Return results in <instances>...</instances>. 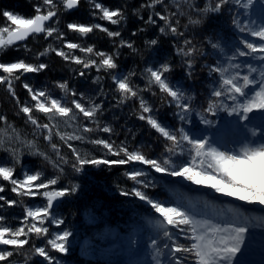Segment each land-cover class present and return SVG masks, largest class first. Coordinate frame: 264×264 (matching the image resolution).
Masks as SVG:
<instances>
[{
    "label": "snow or ice",
    "instance_id": "snow-or-ice-1",
    "mask_svg": "<svg viewBox=\"0 0 264 264\" xmlns=\"http://www.w3.org/2000/svg\"><path fill=\"white\" fill-rule=\"evenodd\" d=\"M64 10H72L79 6V0H59ZM254 0H208L203 6L199 7L196 0H184V4L177 2L176 11H170L168 0H146L140 5V9L150 10L146 25H154L159 29L160 34L171 33L173 36H184L179 30L180 20L178 17L187 15L190 24L198 25L204 22L209 13H222L225 8L231 10L232 5H242L247 9L253 4ZM95 9L99 13L92 12L95 17L109 21L112 25H119L124 19V11L121 8L110 9L101 2L92 0ZM160 7V11L155 9ZM264 17V9H262ZM2 15L7 21H11L14 27H0V50L15 48L19 51L22 46L26 52L30 51L26 44L29 37L43 34L46 38L55 37L56 40L63 41V46L59 49L49 45L48 48L36 54L37 57L44 56L49 52L55 51L57 56L65 61H72L77 65H82L84 69L95 67L101 70L117 69L115 54H108L104 51H96L92 45L83 46L67 39L65 33L58 28L60 9L58 0H37L34 5V14L30 18H25L20 14H13L12 11L4 10ZM196 17V18H193ZM163 22L157 23V19ZM56 21L57 23H52ZM232 24L239 29L245 36L258 38L253 42L247 38L241 39L243 46L236 47L232 56L228 57V64L222 65L219 62L215 66L207 65L209 74H219V86L211 92V97L207 101L204 112H214L220 108L228 111L231 115L236 113L240 121L252 119L254 111L261 113V120L264 121V23L256 26L255 22L241 24L236 18H232ZM67 29L86 36L98 29L108 37H121L120 31H111L102 24L86 25L79 22H70L66 25ZM143 29H141L142 31ZM6 33V35H5ZM133 35H136L134 32ZM147 44L157 45L158 39L146 41ZM211 43V40H209ZM120 45L134 48V44L124 39H120ZM215 49L217 44H212ZM78 49L85 56H77L72 50ZM178 55L185 57L191 76L193 67L192 56L197 49L192 41L185 39L184 47L177 46ZM97 57L98 60L93 58ZM256 57L261 62V67L257 68L251 64L245 65L247 71L241 73V65L233 63L237 57ZM45 63H28L24 59L15 62L0 61V84L7 85V90L19 105V112L24 114L26 124L33 126V133L37 130L48 142L55 158L46 151H41L35 139H23L21 133L10 123L5 115L0 114V151L8 154L10 160L0 162V179L9 182L11 192L17 197H43L46 203L41 206H25L24 215L20 218L18 227L13 228L7 223L6 216L0 214V264H10V258L14 252H19L31 242L34 235L37 240H43V246H36L32 242V251L42 257L47 264H61L49 249L56 253H65L69 249L67 242L71 233L67 230L61 232H51L45 226L50 222L57 226L64 223L60 218L53 215L54 203L59 199L73 194L76 186L59 187L61 174L65 172V166L70 165L74 172H80L84 165H146L157 173H166L172 177L183 178L195 185H204L212 188L216 193L234 197L239 201L248 204H259L264 206V137L262 142L256 143L255 140L241 143L236 148H228L227 145L215 146L207 137L197 138L184 127L172 128L162 123L152 114L151 107L139 95L141 91L151 90L153 86L158 87L159 92L164 94V102L175 104L179 110L178 115L181 122L188 119L192 112L191 96H186L185 92L176 87L168 79L171 65L168 62L160 63L158 66L153 64L144 69L147 79L146 89H139L131 83V77L135 73L127 75L112 74L116 91L120 94V102L124 100L139 98L140 114L139 119L146 121L164 140L163 159L150 158L140 150H130L124 143L117 145L114 141L103 138L90 139L88 142L100 146L106 150L104 157L91 156L81 153L70 141H83L85 134L100 130L104 133H111L112 128L105 125L100 126L97 117L102 112L101 104L92 103L89 99L87 105L82 102L85 97L83 93L77 94L70 89L68 81L56 82V87L61 92L67 94L71 91L72 99L70 105L62 98H56L47 89H37L31 84L24 82L23 88L27 90L30 102L21 103L16 96L14 81H19L21 75L25 73H39L46 69ZM19 73V74H18ZM254 73H259L258 78ZM84 76V71L79 72ZM99 77H97V81ZM79 95L80 99L76 96ZM153 95H156L153 92ZM171 98V99H168ZM225 100L232 104L224 103ZM38 113H43L47 118V123H42L38 118ZM95 124V129L87 125L80 124V116ZM55 121V122H54ZM203 123H211L201 114ZM71 127L72 122L79 126V132H66L60 129V123ZM246 128L240 125L239 129ZM255 136V130L252 131ZM54 136H58L71 150V155L66 156L58 143L53 142ZM246 139V137H245ZM27 148L29 154L43 157V159L56 170L52 176H47L43 170L21 169L22 178L15 175L16 165L20 164V150ZM108 155L117 157L116 159L107 158ZM186 157V158H185ZM179 161V162H177ZM123 175L133 182V186L122 189L124 196H133L150 206L154 213L158 214L154 221V227L158 229L156 235L162 232L164 240L158 241L151 239V244L157 248V256L154 257L156 264H233V257L241 251V244L244 242L246 225L250 224L249 218L239 209L229 207L231 216H222L220 222H214L212 218L197 219L183 203L177 204L170 200L157 198L156 194H149L147 189L155 187L152 181L147 179L149 173L143 168L131 167ZM6 191L3 184H0V193ZM0 209L5 205L13 207L20 203L17 199H9L0 194ZM264 219V218H262ZM184 243H181L180 237ZM163 243L166 251H161L159 244ZM2 246H12L13 250H7ZM160 256L164 257L162 261Z\"/></svg>",
    "mask_w": 264,
    "mask_h": 264
},
{
    "label": "trees",
    "instance_id": "trees-1",
    "mask_svg": "<svg viewBox=\"0 0 264 264\" xmlns=\"http://www.w3.org/2000/svg\"><path fill=\"white\" fill-rule=\"evenodd\" d=\"M110 9L121 8L124 11V19L119 25H112L109 21L99 18V15L93 16L92 12L99 13L94 8L92 0H79V6L72 10H64L62 3L58 0L60 9L58 28L63 31L67 39L74 43H80L83 46L92 45L96 51H104L108 54H115L117 69L97 71L95 67L84 69L82 65H77L72 61H65L57 56L55 51L49 52L44 56L37 57L38 52L44 51L51 45L59 49L63 46V41L56 40L55 37L46 38L43 34L29 37L26 41L28 49L26 52L21 46L19 51L15 48L0 50V61L15 62L24 59L28 63H45L47 68L39 73H25L21 75L19 81H14L16 96L21 103L30 102L31 98L27 90L23 88V83L27 82L37 89H47L54 97L66 100L70 105L73 98L71 91L67 94L61 92L56 87V82L68 81L70 89L83 93L85 99L82 101L86 105L89 99L92 103L101 104L102 112L97 117L101 127L107 125L112 128L111 133H104L95 130L92 133L85 134L83 141H70L81 153H87L91 156L104 157L106 150L100 146L89 143L90 139L103 138L114 141L117 145L124 142L130 150H140L150 158L163 159L164 140L152 129L146 121L139 119L140 108L139 98H132L120 102V94L116 91L115 83L112 80V74L127 75L135 73L131 77V83L139 88L146 89L147 79L144 75V69L156 64L168 62L171 65V71L167 74L168 79L173 85L181 88L186 96L194 98L192 102V112L185 122L179 120L178 109L175 104L164 102V94L159 92L158 87L153 86L151 90H144L139 93L146 103L151 107L152 114L162 123L172 127H184L193 136L197 138L207 137L208 134L215 132L222 139L228 132H233V127L244 125L243 121L238 119V115L230 116L228 111L220 108L214 112H204L207 107V101L211 97V92L219 86V74H209L207 65L215 66L217 62L222 65L228 64V57L232 56L236 47H243L240 40L247 38L250 41H257L258 38L245 36L235 25L232 24V18L236 17L241 24L255 22V24L264 23L262 9H264V0H254L249 8L245 9L242 5H232L231 10L225 8L222 13H209L204 22L198 25L190 24L188 16L178 17L180 20L179 30L184 36H173L171 33L160 34L157 26L146 25L148 12L150 10L140 9V5L146 0H96ZM182 5L184 0H168L170 11H176V3ZM208 0H196L199 7H203ZM246 2V0H244ZM37 0H0V27H14L11 21H7L2 15L4 10L12 11L13 14L23 15L30 18L34 14V5ZM156 11L161 8L157 7ZM196 18V17H193ZM157 23L162 24L159 21ZM70 22H79L86 25L102 24L111 31H120L121 37H108L106 33L96 29L86 36H80L79 33L67 29L66 25ZM52 23H57L53 21ZM141 29H143L141 31ZM136 35H133V33ZM6 35V33H5ZM124 39L134 44L135 50L126 45H120V39ZM158 39L157 45L147 44L146 41ZM192 41L197 51L192 56L193 67L192 75L189 76V69L185 64V57L178 55L177 46L184 47V40ZM211 40V43H209ZM212 44H217L213 48ZM77 56H85L78 49L72 50ZM95 59H99L94 57ZM233 63L241 65V73H245V65L251 64L259 68L261 62L256 57H237ZM84 71L85 75L80 76L79 72ZM0 74L2 70H0ZM19 74V73H18ZM258 73H254L256 76ZM97 77L99 80L97 81ZM153 92L156 95H153ZM80 99V96H76ZM171 99V98H168ZM224 103L231 105L232 102L225 100ZM259 113L254 111L251 115L254 119H260ZM0 114L5 115L10 123L21 133L23 139H35L41 151L48 152L53 158L50 145L43 139L39 130L33 133V126L26 124L24 114L19 112V105L7 90V85L0 84ZM201 114L211 123H203ZM38 118L42 123H47V118L43 113H38ZM55 122V121H54ZM80 124L87 125L95 129V124L84 120L80 116ZM4 125L0 124V127ZM60 129L69 133L79 132V126L72 122L68 127L63 122L60 123ZM53 142L59 144L62 153L66 156L71 155V150L58 136H54ZM20 164L16 165L15 175L21 178L20 171L23 166L27 170L35 172L43 170L47 176H52L56 170L49 165L43 157L29 154L27 148L20 150ZM107 158L116 159L117 157L108 155ZM186 158V157H185ZM10 160L7 153L0 151V162ZM179 162V161H177ZM131 167L143 168L149 173L147 179L155 184V187L147 189L149 194H156L157 198L170 200L174 203H183L197 219L212 218L215 222L220 221L221 213L224 216H231L229 207L239 209L250 220L246 225V235L243 243L256 241L261 236L264 237V206L251 204L245 208L237 204L231 197L223 200H216L213 196L182 186L177 181L168 180L166 173H157L146 165H84L80 172H74L70 165L65 166V172L61 174L59 187L76 186V191L66 197L52 209V213L57 218L64 221L57 226L46 222L51 232L57 230H67L72 232L71 238L83 240L84 246H87L90 255H82L77 247H69L65 253H56L51 249L61 264H142L150 257L157 256V248L151 244V239L158 241L164 240L162 232L156 235L158 231L155 228L154 221L158 214L151 210L145 202L133 196H124L122 189H128L133 186V182L128 180L123 173ZM190 183L189 181H187ZM6 191L0 193L9 199L20 201L13 207L5 205L0 209V214L6 216L7 223L13 228L18 227L20 218L24 215L25 206L34 203L41 205L46 203L43 197H17L11 192L9 182L2 181ZM210 201V202H208ZM208 202V203H207ZM3 202H0L2 204ZM216 205V206H215ZM259 205V206H258ZM213 207V210L210 209ZM216 211V212H215ZM217 213V214H215ZM181 243L184 239L181 236ZM32 242L36 246H43V240H37L33 235L31 242L19 252H14L10 258V264H47L42 257H39L32 251ZM7 250H13L12 246H5ZM161 251L163 243L159 244ZM163 261L164 257L160 256ZM149 264H156L155 260ZM166 264V261H165Z\"/></svg>",
    "mask_w": 264,
    "mask_h": 264
},
{
    "label": "rangeland",
    "instance_id": "rangeland-1",
    "mask_svg": "<svg viewBox=\"0 0 264 264\" xmlns=\"http://www.w3.org/2000/svg\"><path fill=\"white\" fill-rule=\"evenodd\" d=\"M255 25L260 26L261 24H255ZM260 67H261V65H260ZM258 76H259V73L256 75V77L258 78ZM257 112H259V111H257ZM228 114H229V112H228ZM233 115H237V114L232 113L230 116H233ZM258 116L260 119L252 118L248 121H243L244 125H246V128L244 129V131H243V129H241V131H240L239 126H235L232 128L233 132L231 130V132H228V134L225 135L222 139H220L219 135L215 132L209 133L208 139L210 142L214 143L215 146L227 145L228 148H232V147L238 148L241 145V143L252 141V140H255L256 143H260V142H262L260 140V138L264 137V121L261 120V113H259ZM253 130H255V132H256L255 136L252 135ZM245 137H246V139H245ZM22 169L27 170V168L25 166H23ZM20 175L22 178L21 171H20ZM166 176H167V179L170 181L171 180L177 181L182 186L192 188L194 190L202 192V194L205 193L211 197L213 196L214 198H216V200H223L224 198L228 197V196H225L223 194L216 193L212 188H210L208 186L195 185L191 182L188 183L183 178L172 177L169 175H166ZM231 199H233L237 204L242 205L245 208L251 206V204H248V203L243 202V201H239L234 197H231ZM208 202H210V201H208ZM255 205H257V204H255ZM30 206L36 207V206H41V204L34 203ZM212 210H213V207L210 209V211H212ZM215 214H217V213H215ZM224 215H225V213H221V217ZM216 222H218V220H216ZM45 226L47 227V224H45ZM61 231L62 230H57V231H53V233L61 232ZM70 233H72V232H70ZM245 235H246V233H245ZM70 246L71 247L76 246L77 250L79 252L82 251L81 252L82 255H87V256L90 255V252H89L87 246H84L83 240L77 239V238L73 239V238H71V235H70L69 240L67 242V247L69 248ZM152 260H154V258L150 257L147 259L148 263L145 262L142 264H149L150 261H152ZM12 264H17V263H12ZM233 264H264V237L261 236L255 242L250 241V243H242L241 244V251L238 252L235 257H233Z\"/></svg>",
    "mask_w": 264,
    "mask_h": 264
},
{
    "label": "water",
    "instance_id": "water-1",
    "mask_svg": "<svg viewBox=\"0 0 264 264\" xmlns=\"http://www.w3.org/2000/svg\"><path fill=\"white\" fill-rule=\"evenodd\" d=\"M62 200H63V198H59V199L54 203V207H53V209H54L56 206H58L59 203H60ZM2 247L4 248L5 246H2Z\"/></svg>",
    "mask_w": 264,
    "mask_h": 264
}]
</instances>
